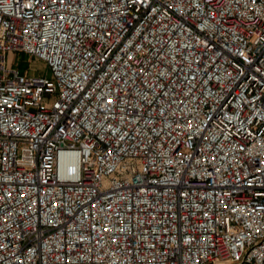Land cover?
<instances>
[{"label": "built area", "instance_id": "2783aa9c", "mask_svg": "<svg viewBox=\"0 0 264 264\" xmlns=\"http://www.w3.org/2000/svg\"><path fill=\"white\" fill-rule=\"evenodd\" d=\"M0 264H264V0H0Z\"/></svg>", "mask_w": 264, "mask_h": 264}, {"label": "rangeland", "instance_id": "374dc122", "mask_svg": "<svg viewBox=\"0 0 264 264\" xmlns=\"http://www.w3.org/2000/svg\"><path fill=\"white\" fill-rule=\"evenodd\" d=\"M11 61L22 71L36 72L49 75V70L41 59L28 55L23 51H15L11 54Z\"/></svg>", "mask_w": 264, "mask_h": 264}]
</instances>
